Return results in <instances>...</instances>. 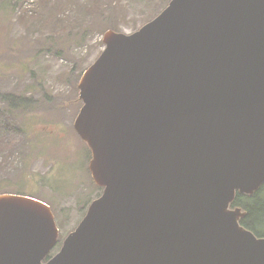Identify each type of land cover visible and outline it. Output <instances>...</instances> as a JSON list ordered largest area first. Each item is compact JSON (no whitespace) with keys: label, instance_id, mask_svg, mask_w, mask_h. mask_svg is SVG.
Masks as SVG:
<instances>
[{"label":"water","instance_id":"obj_1","mask_svg":"<svg viewBox=\"0 0 264 264\" xmlns=\"http://www.w3.org/2000/svg\"><path fill=\"white\" fill-rule=\"evenodd\" d=\"M103 39L74 122L103 192L47 261L51 206L0 194V264H264L230 208L264 184V0H171Z\"/></svg>","mask_w":264,"mask_h":264},{"label":"rangeland","instance_id":"obj_2","mask_svg":"<svg viewBox=\"0 0 264 264\" xmlns=\"http://www.w3.org/2000/svg\"><path fill=\"white\" fill-rule=\"evenodd\" d=\"M170 1L0 0V119L11 122L0 121V194L51 205L60 237L53 254L103 192L74 127L80 79L104 50L107 30L133 33ZM3 94L29 108L11 109Z\"/></svg>","mask_w":264,"mask_h":264},{"label":"trees","instance_id":"obj_3","mask_svg":"<svg viewBox=\"0 0 264 264\" xmlns=\"http://www.w3.org/2000/svg\"><path fill=\"white\" fill-rule=\"evenodd\" d=\"M1 97L11 109L20 107L23 109L29 108V104L22 97H16V95L12 94H3ZM0 121L7 125L11 124L9 118L5 120L0 119ZM0 126L4 125L0 124ZM89 150L92 158L91 149ZM231 207H240L245 213V215L240 218L241 225L253 231L259 237L264 236V184L252 195L238 192L235 200L231 203ZM52 254L51 252L46 259L48 260Z\"/></svg>","mask_w":264,"mask_h":264}]
</instances>
